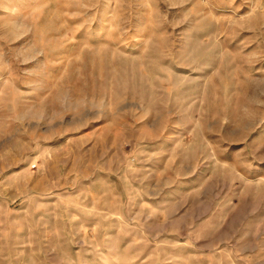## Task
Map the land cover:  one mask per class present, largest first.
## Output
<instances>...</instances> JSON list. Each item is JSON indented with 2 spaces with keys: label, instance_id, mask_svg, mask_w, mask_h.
I'll list each match as a JSON object with an SVG mask.
<instances>
[{
  "label": "rangeland",
  "instance_id": "rangeland-1",
  "mask_svg": "<svg viewBox=\"0 0 264 264\" xmlns=\"http://www.w3.org/2000/svg\"><path fill=\"white\" fill-rule=\"evenodd\" d=\"M0 264H264V0H0Z\"/></svg>",
  "mask_w": 264,
  "mask_h": 264
}]
</instances>
